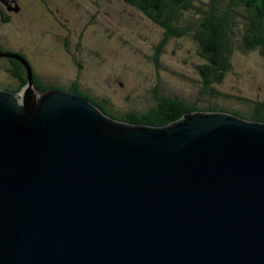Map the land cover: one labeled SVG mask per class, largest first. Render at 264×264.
<instances>
[{
    "label": "water",
    "instance_id": "95a60500",
    "mask_svg": "<svg viewBox=\"0 0 264 264\" xmlns=\"http://www.w3.org/2000/svg\"><path fill=\"white\" fill-rule=\"evenodd\" d=\"M0 57V264H264V122L131 124Z\"/></svg>",
    "mask_w": 264,
    "mask_h": 264
},
{
    "label": "rangeland",
    "instance_id": "374dc122",
    "mask_svg": "<svg viewBox=\"0 0 264 264\" xmlns=\"http://www.w3.org/2000/svg\"><path fill=\"white\" fill-rule=\"evenodd\" d=\"M7 4L10 22L0 23L2 50L24 54L32 80L35 74L44 84L61 88L77 80L84 93L104 99L114 114L146 111L153 106L155 90L196 107L212 102L249 115L254 102L264 103V60L257 51L233 46L226 77L215 86L217 95L210 97L202 92L196 71L204 60L194 39L189 34L170 39L156 64L153 49L162 30L121 0H13ZM73 57L82 62L80 68ZM5 66L0 59V90L15 84Z\"/></svg>",
    "mask_w": 264,
    "mask_h": 264
},
{
    "label": "trees",
    "instance_id": "16d2710c",
    "mask_svg": "<svg viewBox=\"0 0 264 264\" xmlns=\"http://www.w3.org/2000/svg\"><path fill=\"white\" fill-rule=\"evenodd\" d=\"M126 6L141 13L148 21L162 30V36L153 49V60L158 57L167 43L173 38H182L189 34L198 45V53L203 63L197 66L203 93L217 95L215 86L226 77L230 68L233 46L241 50L257 51L264 60V0H121ZM96 16L94 15V18ZM7 24L10 17L4 18ZM92 20H94L92 18ZM6 25V24H5ZM69 39L64 40L67 47ZM77 48V47H76ZM3 51L0 49V53ZM11 54L26 57L19 51ZM3 58V57H2ZM7 65L4 71L15 80L12 87L4 89L18 93L26 85L23 66L14 59L3 58ZM28 60V59H27ZM73 63L79 68L82 62ZM28 62V61H27ZM7 70V71H6ZM78 79V78H77ZM34 88L39 92L64 90L90 101L106 115L131 124H143L155 127L165 126L182 117L187 112H225L247 121L264 122V103H253L251 114L227 109L216 103L207 102L202 107L184 101L179 96L152 95L153 106L144 112H128L124 116L114 114L106 106L104 99H96L84 93L77 80L67 88L44 84L33 74ZM202 93V94H203Z\"/></svg>",
    "mask_w": 264,
    "mask_h": 264
},
{
    "label": "flooded vegetation",
    "instance_id": "af4514ba",
    "mask_svg": "<svg viewBox=\"0 0 264 264\" xmlns=\"http://www.w3.org/2000/svg\"><path fill=\"white\" fill-rule=\"evenodd\" d=\"M13 0H0V23L1 24H7L4 18L10 17V7L7 3L12 2ZM0 49H3V47L0 45ZM2 57H0L1 59ZM3 59V58H2Z\"/></svg>",
    "mask_w": 264,
    "mask_h": 264
},
{
    "label": "bare ground",
    "instance_id": "6f19581e",
    "mask_svg": "<svg viewBox=\"0 0 264 264\" xmlns=\"http://www.w3.org/2000/svg\"><path fill=\"white\" fill-rule=\"evenodd\" d=\"M7 71V70H6ZM197 111H199V110H197ZM192 112H195V111H192ZM204 112V111H203ZM183 116V115H182Z\"/></svg>",
    "mask_w": 264,
    "mask_h": 264
},
{
    "label": "clouds",
    "instance_id": "9594fccd",
    "mask_svg": "<svg viewBox=\"0 0 264 264\" xmlns=\"http://www.w3.org/2000/svg\"><path fill=\"white\" fill-rule=\"evenodd\" d=\"M224 113V112H223Z\"/></svg>",
    "mask_w": 264,
    "mask_h": 264
}]
</instances>
